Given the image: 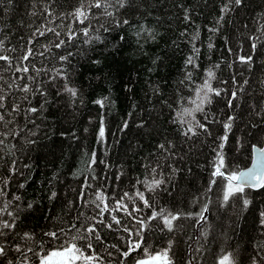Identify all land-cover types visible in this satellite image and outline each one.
<instances>
[{
	"label": "trees",
	"instance_id": "1",
	"mask_svg": "<svg viewBox=\"0 0 264 264\" xmlns=\"http://www.w3.org/2000/svg\"><path fill=\"white\" fill-rule=\"evenodd\" d=\"M226 2L127 0L120 8L109 0L113 16L93 10L79 23L70 13L80 0H4L0 55L8 60H0V95L6 97L0 109V221L16 223L14 230L2 229L4 264L24 259L16 245L27 252V264H39L35 253L89 241L97 264H136L162 250L170 264H217L229 254L234 264H264V187H244L225 202L227 181L212 176L219 156L222 171L238 173L250 165L253 147L264 144V0L233 3L220 19ZM61 40L65 44L55 47ZM28 49L32 54L25 60ZM23 68L28 71L18 70ZM209 70L220 95L210 94L204 111L193 113L207 131L197 128L196 135L185 136L195 121L187 115L181 124L177 113L195 107L191 101ZM152 175L163 183L149 192L137 181ZM212 179L216 184L209 190ZM137 190L151 208L136 197ZM98 192L110 209L127 192L123 203L140 210L132 216L101 213ZM205 206L206 220H200ZM162 209L181 214L172 230L162 218L146 220L141 230L136 221ZM91 226L99 241L87 232ZM52 231L60 240L45 235ZM137 240L140 247L132 251L130 242Z\"/></svg>",
	"mask_w": 264,
	"mask_h": 264
},
{
	"label": "snow or ice",
	"instance_id": "2",
	"mask_svg": "<svg viewBox=\"0 0 264 264\" xmlns=\"http://www.w3.org/2000/svg\"><path fill=\"white\" fill-rule=\"evenodd\" d=\"M8 3H11L12 0H7ZM242 0H227V2L221 7V17L220 19H223V15L229 11H231L230 5H240ZM127 3V0H116V4L123 8L125 4ZM4 0H0V6H3ZM109 7H112V4L109 3V0H80L79 7L75 8V10L70 13V15L73 16L75 20H77L79 23H84V21L89 19L90 14H95L93 10H101L104 15L106 16H113L112 12H109L107 9ZM45 12L48 16H51L52 13L49 12L47 9H45ZM35 14V13H33ZM187 19V17H185ZM117 24L123 23L127 24V20L120 21L119 19L116 20ZM262 28H264V25H262ZM108 29L105 28V31ZM47 31L53 32L56 36H59V33L55 32V29L48 28ZM37 33L41 36L45 35L44 31H40V29H37ZM83 34L85 36H88V28L85 27L83 29ZM75 33H71L69 35V39H72L74 37ZM96 39H99V37H95ZM120 39H124V37H121ZM89 42V41H86ZM65 44V41L61 40L59 43L55 45V47L60 48L62 45ZM209 47L211 48L212 45L209 44ZM253 48H255V44L252 45ZM32 54V50L28 49L27 54L23 57V59H28V56ZM70 55V54H69ZM61 60H66V56H61ZM244 60L250 61L251 57L242 58ZM0 60H8L7 56L0 55ZM188 64H193L192 57H189L187 60ZM19 71L27 72V68L18 69ZM208 79L204 81V84L201 88H198L196 91V99L192 100L191 103L195 105L193 109H184L183 113H177V116L180 117L181 124H184L185 121L183 119L184 116L191 115L193 121H195V125L193 126L190 122L188 124V127L186 131L184 132L185 136L196 135L197 134V128L207 131L206 124L201 123L200 121L196 120L195 116L193 115L194 112H203L204 106L206 104L211 103L210 94H214L216 96L220 95V90L213 88L210 81L215 78L214 73L209 70L207 73ZM23 91H27V87L25 86ZM67 91L71 92L72 96L75 97L77 95V92L74 88H66ZM203 93V95H201ZM233 97H235V93H232ZM6 99L5 96L0 95V109L5 108L4 100ZM97 104H100L103 106L102 100H97ZM31 111H36L35 108L31 109ZM205 120H207V116L204 117ZM4 120V116L0 115V121ZM231 120V118H229ZM126 126V125H125ZM230 123L225 124V128H230ZM104 135V129L101 127L100 129V136L103 137ZM226 138V137H225ZM2 143V141H0ZM161 148H164V145H160ZM222 147V145H221ZM259 155L262 158L260 162L255 164L253 168H250L247 170V172H231V173H225L222 171L224 168V159L223 156H219L218 163L215 165V169L212 173L213 177H221L222 179L227 181L226 188L224 190L223 194V200L226 202L229 200V197L233 194L234 191H243V188L245 185L252 186V187H264V171L261 169H264V148L259 149ZM156 169L152 168L151 173H155ZM137 183L142 184L147 191L151 192L155 189L159 188L161 184L163 183L162 179H157L155 175L151 176V179L146 177L143 181L138 180ZM216 184V180L212 179L210 181V188L211 185ZM53 195H55L53 193ZM128 193L125 192L123 196L120 197L116 201V207L114 209H110L109 205L107 203H104L105 196L103 192H98L96 199L100 201L104 206L101 208V213L104 211H124L127 215L132 216L134 212L139 211L140 209L134 208L132 210H129L127 205L123 203V200L125 197H128ZM136 197L143 202L144 206L151 208L152 205L149 201V199L145 198V194L143 191L137 190ZM18 199V198H17ZM248 201H245V204H247ZM7 206H5L6 208ZM97 207H100V204H97ZM3 210H0L2 212ZM207 211V207L205 206L200 213L197 215L199 216L200 220H206V217L204 216V212ZM9 216H12L13 214L11 212L8 213ZM191 215V214H188ZM264 215V214H262ZM135 218V217H134ZM158 218H162L164 226L171 231L173 227V221L178 220L181 218V214H173L171 212H167L165 214V210H161L160 212L153 211L150 217L141 218L138 219L136 222L141 225V230L143 227L146 226V220H156ZM112 220L117 225L120 224V221L117 219L116 216L112 217ZM264 222V221H262ZM108 227H111V225H107ZM16 228L15 219L12 220V222L9 221H0V236L6 235L5 232L2 231V229H9L14 230ZM125 231H129V229L125 228ZM87 232L94 236V238L99 241L100 236L96 232L95 226H91L87 228ZM138 236L141 234L139 231L136 233ZM45 235L49 236L52 240H60L61 236L60 233L57 231H52L45 233ZM23 238L25 239H31V235L29 233H24ZM140 247V241H134L130 242V249L132 251H135L137 248ZM14 251L16 253H20L21 256L24 257L22 261H20V264H27L28 256L27 252L23 251L22 248L19 245H16L14 248ZM28 252L33 251L31 248L27 249ZM93 244L89 241L86 245L78 246L75 242H65L59 244L57 247L51 248V250L43 251L41 253H35L38 257L39 264H97L99 257L93 254ZM8 255V249L4 247L3 245H0V257L7 258ZM124 256H128L129 253L126 251L123 253ZM0 264H4V260L0 259ZM7 264H14V261L12 259H7ZM136 264H170L168 260V251H162L160 253H157L155 255H149L147 260H139L136 262ZM218 264H234L233 258L231 254L224 255L219 259ZM255 264V262H254Z\"/></svg>",
	"mask_w": 264,
	"mask_h": 264
},
{
	"label": "water",
	"instance_id": "3",
	"mask_svg": "<svg viewBox=\"0 0 264 264\" xmlns=\"http://www.w3.org/2000/svg\"><path fill=\"white\" fill-rule=\"evenodd\" d=\"M264 148V144L263 145H255L253 147V151H252V161L250 163V165H248L247 167L241 169L238 173L240 172H247L248 169L253 168V166L255 164H257L258 162H260L262 160V158L259 155V149ZM262 171H264V169H261ZM244 187H251L253 189H259L261 187H252V186H248L245 185Z\"/></svg>",
	"mask_w": 264,
	"mask_h": 264
},
{
	"label": "rangeland",
	"instance_id": "4",
	"mask_svg": "<svg viewBox=\"0 0 264 264\" xmlns=\"http://www.w3.org/2000/svg\"><path fill=\"white\" fill-rule=\"evenodd\" d=\"M162 251H165V250H162ZM162 251H159V252H157V253H160V252H162ZM157 253H155V254H157ZM155 254H153V255H155ZM148 259V256L147 257H145V258H142V259H140V260H147ZM219 262V261H218ZM218 264V263H217Z\"/></svg>",
	"mask_w": 264,
	"mask_h": 264
}]
</instances>
